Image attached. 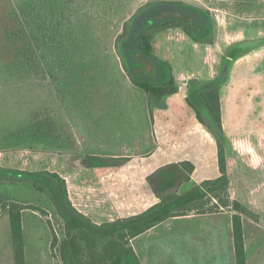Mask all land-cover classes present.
Instances as JSON below:
<instances>
[{
	"label": "rangeland",
	"instance_id": "obj_1",
	"mask_svg": "<svg viewBox=\"0 0 264 264\" xmlns=\"http://www.w3.org/2000/svg\"><path fill=\"white\" fill-rule=\"evenodd\" d=\"M95 1L0 0V165L58 171L95 220L131 213L136 209L124 208L123 202L132 193L127 195L120 187V180L138 179L131 163L121 168L92 159L88 169L69 170L67 158L158 151L171 158L193 155L196 178L214 173L216 138L198 121L188 99L195 86L226 73L219 91L228 194L231 204L238 201L244 209L248 263L264 264V0H139L140 5L188 1L207 9L212 20L203 42L192 39L181 25L162 23L148 33L152 53L166 62L169 77L179 87L161 99L131 82L117 47L111 53L108 19L91 16L97 10L107 15L118 1ZM9 201L46 212L32 208L22 212L24 263L63 264L59 247L55 257L51 251L52 230L59 241L65 237L64 221L52 202L29 183L9 181H0V264H16L10 216L3 209ZM225 210L235 213L232 206L219 212ZM212 218L219 221H196L201 244L210 250V244L221 243L218 264H236L222 227L228 216ZM178 225L151 239L141 237L140 260L128 259L125 264H184ZM197 244L193 242L194 252Z\"/></svg>",
	"mask_w": 264,
	"mask_h": 264
},
{
	"label": "trees",
	"instance_id": "obj_2",
	"mask_svg": "<svg viewBox=\"0 0 264 264\" xmlns=\"http://www.w3.org/2000/svg\"><path fill=\"white\" fill-rule=\"evenodd\" d=\"M162 23L166 27L184 26L189 36L198 42H203V36L212 29L207 9L183 1L146 4L128 20L124 31L117 38V49L124 68L135 86L143 89L150 97L159 99L179 91L176 81L169 77L166 62L151 51L148 33ZM152 71H156L155 74ZM226 79L227 74L224 73L213 81L198 84L190 91L188 99L196 111L198 121L214 133L220 175L205 179L187 191H181L182 185L191 180L195 170L194 163L184 160L164 165L147 177L159 201L140 213L113 217L108 221L93 219L81 208L66 177L56 170L32 171L0 165V181L29 183L50 199L57 215L64 221V239L59 241L52 230L51 242L53 256L58 246L63 264H125L128 259L138 260L132 244V240L138 235L172 217L187 215L193 211L215 213L231 206L235 209L232 223L236 264H247L244 209L238 201L231 204L228 194L229 177L219 91ZM92 159H104L115 165L117 161L126 158L72 155L67 158L66 167L69 170L86 168ZM26 208L46 214L39 206H27L16 201L5 202L3 206L10 216L16 264H25L22 212Z\"/></svg>",
	"mask_w": 264,
	"mask_h": 264
},
{
	"label": "crops",
	"instance_id": "obj_3",
	"mask_svg": "<svg viewBox=\"0 0 264 264\" xmlns=\"http://www.w3.org/2000/svg\"><path fill=\"white\" fill-rule=\"evenodd\" d=\"M100 1H103V0H97L95 2L97 4H100ZM113 1H115V0H113ZM117 1L118 2L114 3L111 6V8H108L106 10V11L110 12V13L107 12L108 13L107 15H105L103 12H101L99 10H97V13L95 11L91 15V16L99 17V18L102 16H106V19H108V25L110 26V28L108 27L105 30L109 31L110 32L109 34H111V36H112V38H111L112 39V46H111V53L112 54L116 53V51H117L116 50L117 37L123 32L124 22L129 20V18L131 19L139 11V9L143 5V4L142 5L139 4V0H129V1L127 0L128 1L127 5H126L127 6V12L125 13L124 12L125 0H117ZM134 1H135V5H134ZM183 2L190 4V3H188V1H183ZM128 7H129V9H128ZM118 10H119V12H118ZM108 17L115 18V19L109 20ZM125 17H127V18L125 19ZM113 21H115V22H113ZM118 21H119V23H118ZM116 22L118 24L116 26H114L116 24ZM108 48L110 49V47H108ZM89 155L106 157V155H101V154H89ZM107 157L126 158V159H122L121 161H117L115 163V165H111V166L123 168V167H125V165L131 163L132 167L135 168L134 170L137 169L138 179L135 182L133 181L130 183H125L122 180H120V187H122L121 191H125L127 193V195H128V193H132V198L124 201L123 203H125V204H123L124 205L123 207L126 209H136L135 211L133 210L131 213H127L125 215L123 213L122 216L140 213V212L146 210L147 208H149L150 206L154 205L155 203H157L159 201V199L156 197L147 177L164 165H167V164L173 163V162H181L184 160H189V161L194 163L195 170L191 176V180L182 185L181 191H187L192 186H194L195 184L201 183L205 179H213V178L218 177L219 176L218 173L220 171V170H218V165H219V163H218L216 168H215L214 173L213 172L208 173L209 175L207 173H204L199 178H196L195 174H196L198 167L195 163V157L193 155H191V156L185 155V156H181V157L178 156V158H171L167 155V152L154 151V152L147 154V155L139 154V155H134V156L131 155L129 157L127 156L128 158L124 157V156H119V155H112V156H107ZM207 167H208V165H207ZM81 169H88V167L81 168ZM133 175H136V173L134 172ZM140 177L142 179H140ZM220 214L228 216L227 223L225 222V224H223L222 227L228 233V237L232 243V253L236 257L234 233H233V223H232L233 213L229 210H225L223 212H215V213H197V212L193 211L187 215L172 217V218H169L168 220L163 221L162 223L152 227L151 229H149L146 232L138 235L137 237H135L132 240V244H133V247L136 251L137 258H139V260H140V254H139V249L137 246V240H139L143 236L147 237L148 239H151L152 236H154V235H161L166 230L169 231L170 227L172 225H174V223H178L179 224L178 225L179 234H180L179 236L181 239V255H182V259L184 261V264H188V263L189 264H194V263L195 264H218L219 263L218 257L220 255V252L223 254V246L220 247L221 243H219L218 246H216V247H213V244H210L209 246H210V248H212L210 250L205 248L208 246L204 247L201 244L202 240L200 239V231H199V229H196L195 224H196V221H200L203 224H207V223L213 221V219H214V218H212L213 216L220 215ZM122 216H120V217H122ZM215 221L217 222L219 220H215ZM215 221H213V222H215ZM213 222H211V223H213ZM243 223H244V236H245L246 260H247V239L250 236H249V232L247 230L248 226L245 222V218H243ZM193 225H194V227H193ZM250 227H252V226H250ZM218 228H220V227L218 226ZM204 232H206V231H204ZM217 232H218V230H217ZM196 240L198 242V244H197L198 249L196 250V252H194L193 251V242H195ZM200 240H201V242H200ZM193 256H198L199 258H193ZM247 264H249L248 260H247Z\"/></svg>",
	"mask_w": 264,
	"mask_h": 264
}]
</instances>
